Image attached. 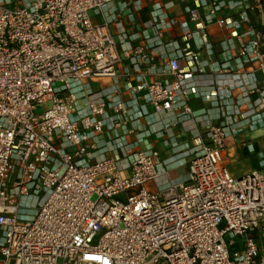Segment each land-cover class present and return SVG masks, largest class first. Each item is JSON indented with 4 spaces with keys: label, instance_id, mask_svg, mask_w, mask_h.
Masks as SVG:
<instances>
[{
    "label": "built area",
    "instance_id": "1",
    "mask_svg": "<svg viewBox=\"0 0 264 264\" xmlns=\"http://www.w3.org/2000/svg\"><path fill=\"white\" fill-rule=\"evenodd\" d=\"M112 1L0 0V264H264V174L229 172L224 125L198 142L185 181L154 192L144 185L159 177L156 149L125 144L121 157L90 161L88 141L107 122L132 119L139 98L138 115L146 106L191 113L187 96L198 90L185 83L205 71L186 32L180 55L161 65L164 77L146 80L140 67L153 69L154 56L122 49L96 18ZM261 4L232 0L226 5L237 10L216 23L239 39L236 59L264 74V32L249 23ZM211 5L213 14L225 3ZM197 8H186L190 21ZM124 57L133 99L92 92L90 80L116 78ZM246 93L264 105V87L249 84ZM29 196L37 201L23 206Z\"/></svg>",
    "mask_w": 264,
    "mask_h": 264
},
{
    "label": "crops",
    "instance_id": "2",
    "mask_svg": "<svg viewBox=\"0 0 264 264\" xmlns=\"http://www.w3.org/2000/svg\"><path fill=\"white\" fill-rule=\"evenodd\" d=\"M223 1L225 5L210 14L211 0H142L139 9L131 0H114L96 16L99 21L109 23L119 47L142 46L154 56L153 69L150 64L140 67L146 80L164 77L160 73L161 65L168 57L180 55L184 46L181 37L186 32L191 34L189 44L205 63V71L185 83L196 85L198 90L197 94L187 96L191 113L172 110L155 113L146 106V113L138 115L143 101L139 98L130 107L132 119L117 127L107 122L103 131L88 141L94 145L87 149L91 162L101 155L116 153L121 157L125 144L133 146L131 152L156 149L161 177L151 181L156 191L185 181L187 162L198 149V142L207 141L210 126L224 125L223 160L229 172L235 177L254 170L264 174V105L257 104L256 95L246 93L249 84L264 87V74L257 70L254 62L241 64L236 59L239 39L231 36V28L218 25L216 20L231 16L237 9L227 6L232 0ZM197 5L199 18L193 22L188 19L186 8ZM115 18L120 21L117 23ZM170 20L173 23L167 25ZM249 23L264 32V0L260 8L249 12ZM202 33L207 43H202ZM135 34L139 35L137 39L133 37ZM249 38L245 36L243 41ZM180 64L184 65L183 59ZM128 65L130 59L124 57L116 78L90 80L92 92L132 100L120 74L122 67ZM225 67L228 69L224 70ZM208 93H211L209 98H204Z\"/></svg>",
    "mask_w": 264,
    "mask_h": 264
},
{
    "label": "rangeland",
    "instance_id": "3",
    "mask_svg": "<svg viewBox=\"0 0 264 264\" xmlns=\"http://www.w3.org/2000/svg\"><path fill=\"white\" fill-rule=\"evenodd\" d=\"M160 179H161V177H158L157 179H155V181L160 180ZM144 186L146 187L147 190L155 191V189H156L152 186L151 181L146 182ZM36 201H37V198H35L34 196L25 197L22 199V205L23 206H32L35 204Z\"/></svg>",
    "mask_w": 264,
    "mask_h": 264
}]
</instances>
